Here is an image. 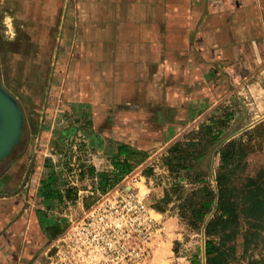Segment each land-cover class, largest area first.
<instances>
[{"label": "crops", "instance_id": "obj_1", "mask_svg": "<svg viewBox=\"0 0 264 264\" xmlns=\"http://www.w3.org/2000/svg\"><path fill=\"white\" fill-rule=\"evenodd\" d=\"M15 1L17 25L32 47L15 55L25 70H42L25 73L27 91L19 94L34 109L47 94L50 108L67 110L74 126L88 125L99 138L125 144L145 126H178L194 104L249 90L250 79L264 76V0ZM257 86L250 84L262 92ZM46 120L31 123H60ZM36 151L40 163L46 153ZM42 170L32 175L33 199L20 189L0 197V264L24 256L29 239L44 236L36 194Z\"/></svg>", "mask_w": 264, "mask_h": 264}, {"label": "rangeland", "instance_id": "obj_2", "mask_svg": "<svg viewBox=\"0 0 264 264\" xmlns=\"http://www.w3.org/2000/svg\"><path fill=\"white\" fill-rule=\"evenodd\" d=\"M15 10L16 1L0 0V85L19 102L23 116L21 148L0 160V197L13 196L20 189L25 199H33L32 175L42 165V179L48 172L44 167L48 160L56 175L53 187L62 196L57 207L48 210L59 219L62 228L49 240L46 235L29 239L24 256L9 258V264H191L192 255H196L195 264H202L201 235L179 218L177 204L201 181L212 183L218 156L209 138L217 130L219 139H234L241 145L243 173L252 174L264 165V76L250 79L249 90L232 89L215 103L194 104L183 112L184 119L180 118L178 126L148 125L138 137H127L131 168L113 182L107 175L120 143L113 141L112 136L99 138L88 125L74 126L67 110L59 114L54 105L50 108L47 94L41 109H34L27 96L22 98L19 94L27 91L21 81L29 68L25 70L22 58L15 54L21 50L24 55L32 47L26 44L27 35L17 25ZM37 67L29 70V77L36 69L42 71ZM25 81L32 82L27 78ZM250 84L256 90L259 84L263 91L256 93ZM57 117V126L33 128L31 123L44 118L48 123ZM42 130L45 138L36 140V132L40 134ZM191 139L206 143L201 157L186 171H173L169 163L172 147ZM39 147L46 153L41 155L40 163L35 158ZM19 149L24 152L15 158ZM179 187L181 190H173ZM67 188L68 198L64 196ZM39 189L40 184L36 191L40 199ZM126 192L141 201L143 212L121 209L119 198ZM41 202L43 206L45 202ZM154 203L163 207L159 214L154 213ZM116 239L125 243L122 252H116ZM240 241L237 236L236 254L241 251ZM127 250L133 252L129 260Z\"/></svg>", "mask_w": 264, "mask_h": 264}, {"label": "trees", "instance_id": "obj_3", "mask_svg": "<svg viewBox=\"0 0 264 264\" xmlns=\"http://www.w3.org/2000/svg\"><path fill=\"white\" fill-rule=\"evenodd\" d=\"M219 127L222 128L221 125ZM207 130L211 134L210 129ZM219 134L220 130H217L216 135L209 138L218 156L212 183L201 181L190 188L177 204L178 216L201 235L202 264H264V165L258 166L252 174L243 173L241 145L234 139L221 140ZM20 143L21 132L18 143L12 146L9 154L18 149ZM205 145L194 139L175 144L169 159L171 169L175 172L189 169L201 157ZM23 152L19 149L15 158ZM129 156L131 148L118 144L110 160L112 169L107 175L113 182L130 171ZM44 167L48 172L39 181L38 195L45 204L38 222L49 240L61 231L62 224L55 216L48 218L46 212L53 204L58 205L62 196L53 187L56 175L48 160L44 161ZM68 195L67 188L64 196L68 198ZM152 208L157 212L163 211L157 203ZM237 236L241 238L239 254H236ZM196 259V255H192L190 263L195 264Z\"/></svg>", "mask_w": 264, "mask_h": 264}, {"label": "water", "instance_id": "obj_4", "mask_svg": "<svg viewBox=\"0 0 264 264\" xmlns=\"http://www.w3.org/2000/svg\"><path fill=\"white\" fill-rule=\"evenodd\" d=\"M23 124L16 99L0 85V160L18 143Z\"/></svg>", "mask_w": 264, "mask_h": 264}, {"label": "built area", "instance_id": "obj_5", "mask_svg": "<svg viewBox=\"0 0 264 264\" xmlns=\"http://www.w3.org/2000/svg\"><path fill=\"white\" fill-rule=\"evenodd\" d=\"M131 179L135 180L134 177H132ZM119 202H120L121 209L122 210L124 209L125 211H129L132 208L136 209L140 212H143V210H144L143 205L141 204V201L139 199H136L135 195L128 193V192H126L120 196ZM143 223L146 225L147 222L145 220H143ZM116 242H117V251H116V249H115V251L116 252H119V251L122 252V250L124 249L125 243L122 242L121 239H119V240L116 239ZM127 254H129V257L127 258L128 260L133 257V255H132L133 252L131 253L130 251H128Z\"/></svg>", "mask_w": 264, "mask_h": 264}]
</instances>
